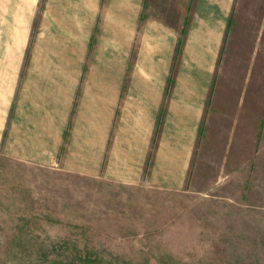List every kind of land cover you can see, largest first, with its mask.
I'll return each mask as SVG.
<instances>
[{
  "label": "crops",
  "instance_id": "1",
  "mask_svg": "<svg viewBox=\"0 0 264 264\" xmlns=\"http://www.w3.org/2000/svg\"><path fill=\"white\" fill-rule=\"evenodd\" d=\"M40 2L0 0V45L17 47L0 52V156L40 175L42 221L142 238L154 234L130 217L159 214L157 192L251 207L209 192L236 174L238 189L264 181V0H184L174 27L148 16L157 0H48L80 52L71 68H26ZM94 45L113 48L107 68H84ZM203 153L224 162L207 185L194 180ZM118 216L127 224L107 228Z\"/></svg>",
  "mask_w": 264,
  "mask_h": 264
},
{
  "label": "rangeland",
  "instance_id": "2",
  "mask_svg": "<svg viewBox=\"0 0 264 264\" xmlns=\"http://www.w3.org/2000/svg\"><path fill=\"white\" fill-rule=\"evenodd\" d=\"M183 1L157 0L158 5L152 13L150 6L148 16L164 18L174 27L178 16L184 15ZM47 6L48 0H41L40 10L35 13L26 68L33 65L58 68L61 64L63 68H71L72 54L80 51L74 52L66 44L71 41V31L55 29L54 14L45 13L50 9ZM2 31L5 37L12 32ZM13 48L17 47L0 45V52ZM111 50L108 46H90L84 68H107L108 62L103 57ZM205 159L212 161V166H205ZM221 160V153H203V170L200 177L196 172L194 180L206 185L216 182L223 176L216 175L224 164ZM39 176L24 164L0 156V264H264V190L261 189L264 181L258 180L256 173L250 175V185L255 189H238L245 184L241 181L244 174L238 179L236 174L229 183L235 189L209 192V196L246 200L249 208L199 205L203 196L199 193L200 196H184L157 192L158 206L148 208L157 209L159 214L146 216V206L138 205L134 209L143 213L130 217H140L139 222L146 228L142 233L152 232L154 236L108 239L100 237L101 231L106 230L102 222H98L93 236L86 223L77 227L78 224L73 226L70 222L42 221L39 214L45 207L39 205V193L44 191L39 189ZM121 219L118 216L116 223H108L107 228L126 225L128 219Z\"/></svg>",
  "mask_w": 264,
  "mask_h": 264
}]
</instances>
